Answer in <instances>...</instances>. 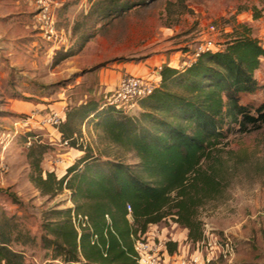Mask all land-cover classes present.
Wrapping results in <instances>:
<instances>
[{"label":"trees","instance_id":"trees-1","mask_svg":"<svg viewBox=\"0 0 264 264\" xmlns=\"http://www.w3.org/2000/svg\"><path fill=\"white\" fill-rule=\"evenodd\" d=\"M100 8L112 16L132 6L130 0H103ZM263 58L264 46L253 28L238 23L223 48L188 66L164 65L161 85L141 100L138 114L108 101L90 102L69 113L60 126L64 138L78 133L75 120L90 121L139 162L132 165L88 147L61 177L34 162L31 178L42 194L53 197L69 189L74 206L46 210L39 240L17 216L2 212L0 264H28L25 249L34 245L55 264H137L136 239L166 219L187 230V242L201 240L199 210L226 187L220 167L210 163L211 151L236 125L242 131L264 126V103L253 113L241 101L243 95L264 89L255 77ZM118 60L126 59L113 61ZM74 214L87 216L86 226L79 229ZM166 247L172 254L178 242L166 241Z\"/></svg>","mask_w":264,"mask_h":264},{"label":"rangeland","instance_id":"rangeland-1","mask_svg":"<svg viewBox=\"0 0 264 264\" xmlns=\"http://www.w3.org/2000/svg\"><path fill=\"white\" fill-rule=\"evenodd\" d=\"M91 1L67 0L66 9L60 10L61 15L57 11V25L60 30L65 31L67 44L54 49L37 29L34 0H0V25L3 30L1 44L10 47V51L0 49V139L5 132H11L15 121L24 119L33 112L40 115L50 111L63 112L61 114L65 122L67 115L75 109L90 102L104 104L111 97L112 93L101 98L98 94H91L83 86L65 91L72 87V76L48 80L50 70L67 60L75 59L97 34L84 32L80 24L83 17L80 23L70 24L69 20L74 14L81 17ZM130 2L132 8L128 12V18L115 23L113 30L110 33L108 31V38L112 37L114 44L119 46L129 44L134 49V57L142 56L162 45L171 47L181 44L180 50L191 52L206 37V29L210 24L217 27V32L212 37L221 48L225 46L238 23L250 25L254 35L264 46V0ZM258 13L260 17L254 18ZM107 20L100 22L97 29L106 30L112 27V23ZM164 27L173 29L174 33L169 36L161 35L158 44L148 41L154 28L160 32ZM127 28L131 31L130 38L126 37ZM144 29L146 33L141 37L140 33ZM69 33L71 37L68 38ZM52 49V52L55 51L53 55L50 53ZM190 52L183 63L191 55ZM67 54L70 56L65 58ZM255 77L260 84H264V58L255 72ZM60 93H64L62 97L72 99V104L50 107L52 100L60 98ZM241 101L256 113L257 108L264 103V89L259 88L253 93L243 95ZM140 102L129 114L135 115L141 111ZM19 105L22 107L19 108ZM75 121L78 134L85 133L87 147L95 153L109 155L110 158L132 165L139 162L132 152L111 144L102 129L92 122ZM31 125L35 127L26 128V124H22L17 135L11 134L7 139L3 136V144L0 143V156L3 155L9 166L5 172L0 170V215L5 212L9 216H17L22 225L39 240L43 213L55 205L60 209L73 207L74 202L69 189H64L53 197L42 194L31 178L35 171L34 162H38L43 171H55L61 177L66 174L69 165L84 155L85 148L62 146L56 140L58 135L52 128H41L36 123ZM59 130L61 131V127ZM29 136L33 137L31 143ZM33 148H36L37 153L30 157ZM41 149L44 150L43 154L39 153ZM210 163L220 167L226 187L220 196L209 200L200 208L199 216L203 224L218 230L227 229L235 235L238 251L236 264H264V126L259 129L250 126L247 131H242L236 125L228 138L211 151ZM203 166H206V162ZM150 231L158 233L164 242L177 240V251L165 261L166 264H173L175 256L187 244L184 228L166 219ZM25 250L28 264H55L46 259L45 251L39 246H27Z\"/></svg>","mask_w":264,"mask_h":264},{"label":"built area","instance_id":"built-area-1","mask_svg":"<svg viewBox=\"0 0 264 264\" xmlns=\"http://www.w3.org/2000/svg\"><path fill=\"white\" fill-rule=\"evenodd\" d=\"M34 3L36 7L35 24L42 37L54 49L67 44L65 33L57 25L56 0H34ZM216 32L217 27L215 24L208 25L206 37L195 45L190 52L191 55L182 64V67L195 63L204 53L221 48V45L212 37V34ZM162 68L163 66H158L157 70L148 76H139L131 73L124 74L119 86L115 88L108 99V103L120 110L131 113V110L135 109L139 101L151 95L161 85L160 71ZM61 113L59 111H50L48 114L40 115L37 112H33L24 119L15 121L11 132H5L3 136L6 139L11 134L15 136L18 134L22 124H26L25 127L29 128L35 127L31 124L36 123L41 128H52L58 135L56 140H59L62 146L70 147L75 145L76 147H81L80 149L86 148L87 138L84 132L75 133L71 138L62 136L59 130L63 122ZM2 138L0 139L1 144L4 141H2ZM32 138L31 136L28 137L29 143H31ZM5 147L6 145H4ZM2 156H0V170L5 172L9 169V166ZM128 211V218L132 221V207L130 205H128ZM73 219L80 229L81 226H86L88 217L74 214ZM203 229L202 239L194 243L187 242L175 256L173 264H236L238 251L235 235L227 229L218 230L208 224H203ZM135 250L137 252V264H166V259L171 256L167 250L166 242L160 239L158 233L150 230L136 239Z\"/></svg>","mask_w":264,"mask_h":264},{"label":"crops","instance_id":"crops-1","mask_svg":"<svg viewBox=\"0 0 264 264\" xmlns=\"http://www.w3.org/2000/svg\"><path fill=\"white\" fill-rule=\"evenodd\" d=\"M66 1L67 0H56V13L58 11L61 15L60 10L64 11V9H66ZM102 6L103 0H92L90 6H87L81 17H78L75 14L70 17V24H75L76 22L80 23V19L83 17V22L80 24L82 25L84 32H93L97 34L86 44L83 51L75 57V59L67 60L50 70L51 75L48 78L49 81L56 78L62 79L66 76H72V87L66 88L65 91L67 89H76L78 86H83L84 88L87 87L91 94H98L101 98L103 96L106 98L114 92L119 80L126 73L148 76L155 72L160 65H168L174 68L182 67L185 56L190 51L185 52L182 49L180 50V47H182L181 44H176L171 47L162 45L142 56L135 57L132 55L134 49H132L129 44L120 46L114 44L115 41L112 37L108 38V31L110 33L113 30L115 23L125 21V19L128 18V12L131 9L125 10V8H122V14L119 13L108 17L105 16L103 10L100 8ZM61 18L62 17L60 16L59 19ZM106 19H108V23H112V27L110 26L106 30L97 29V27H100V22H104ZM160 30V32H157L156 28H154L153 33L148 37V41L158 44V42L161 41V35L169 36L174 33L173 29L167 27L161 28ZM99 31H102L103 33H98ZM2 32V25H0V49L10 51V47H4L1 44L3 42ZM145 33L146 29L140 33V36L142 37ZM130 34V28H127L126 37L130 38ZM69 37H71L70 33L68 35V38ZM109 39H112L113 41H110ZM52 51L53 49L50 52L52 53L51 55L55 53V51ZM116 58H125L126 60L113 61ZM90 61L91 63H89ZM83 68L86 69L83 70ZM62 94L60 93L61 96L59 99L52 100L53 102L49 104V106L65 107L72 104V99L62 97ZM85 96L87 97V95ZM18 107L21 108L22 105H19ZM184 231L186 232V239L187 230L184 229Z\"/></svg>","mask_w":264,"mask_h":264}]
</instances>
